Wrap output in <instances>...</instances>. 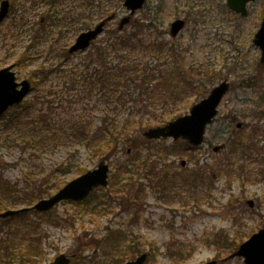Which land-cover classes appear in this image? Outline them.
<instances>
[{
  "label": "rangeland",
  "instance_id": "obj_1",
  "mask_svg": "<svg viewBox=\"0 0 264 264\" xmlns=\"http://www.w3.org/2000/svg\"><path fill=\"white\" fill-rule=\"evenodd\" d=\"M84 2L12 0L8 17L0 22V70L15 64L18 81L37 83L24 100L29 105L19 109L16 119L7 121L9 110L0 116L3 176L17 184L21 192L30 191L28 187L33 188L36 181L48 192L44 196L48 198L104 159L111 168L109 185L95 190L87 202L62 201L49 214H37L35 210L29 213L26 221L40 222L46 233L40 264L50 263L61 253L75 255L72 264H116L118 256L104 242L115 232L122 243L138 248L137 255L148 252L145 264L220 261L230 254L228 245L220 243L223 236H227L225 244L234 240L239 244L264 227V115L255 114L264 108V64L260 63V49L253 43L264 17V0L251 5L245 19H236L227 0H147L133 17V21L154 24L147 30L151 38L181 45L188 63L213 65L221 77L215 79L211 89L224 78L232 83L202 145L188 148L178 144L167 154L153 147L151 160L159 168L166 167L191 182L174 184L168 193L147 169L138 177V188L132 192L120 190L121 181L129 176L125 164L134 171L127 156L136 149L132 147L127 154L130 145L122 142L116 152L102 155L95 146L73 135V118L89 117L99 124L106 106L100 102L99 91L86 96L84 86L76 82L80 78L76 71H83L87 50L69 58L63 56V50L108 15L102 6H109L110 13L118 17L98 37V44L128 13L124 0H96L91 8H85ZM54 17L56 22L51 20ZM177 18H185L187 25L172 38L170 24ZM41 66L51 70L49 76L32 77ZM201 99L193 94L183 98L166 120L188 114ZM148 117L145 115V120ZM259 126L263 136L259 140L251 138ZM227 137L244 142L232 157L226 148L214 150ZM166 143L170 145L173 140ZM151 151L141 147L143 156ZM182 160L186 161L184 166ZM114 189L117 191L112 192ZM248 200H253V207ZM37 201L34 199L31 205ZM18 223V219L11 220V225ZM220 264L244 261L236 257Z\"/></svg>",
  "mask_w": 264,
  "mask_h": 264
},
{
  "label": "trees",
  "instance_id": "obj_2",
  "mask_svg": "<svg viewBox=\"0 0 264 264\" xmlns=\"http://www.w3.org/2000/svg\"><path fill=\"white\" fill-rule=\"evenodd\" d=\"M50 1L55 3L58 0ZM95 1L85 0L83 5L85 8H91ZM102 8L106 14H110L109 6H102ZM233 14L236 19H245ZM51 20L56 22L55 17ZM130 25V29L125 28L121 32L117 29L110 30L104 42L98 44L97 41H94L87 50L83 61V71H76L80 77L76 82L84 86L86 96L99 91L100 102L106 106V110L103 112L99 124L93 118L78 116L70 121V126L75 137L95 146L102 155L106 153L108 156V152H116L122 142L136 149L135 153L127 156V158H131L130 163L134 165V171L132 168H128L129 163L125 164L126 169L124 168V170L129 173V176L126 181H121L120 190L132 192L133 188H138V177L143 169H147L149 175L158 178V183L162 184L167 192L174 184L182 182L189 184L191 182L188 179L184 181L166 167L159 168L151 160L153 147L166 154L173 152L178 144H185L188 148L192 147L184 140L174 141L170 145L166 143L165 139L146 140L142 137L143 131L148 127L168 122L165 116L183 98L192 94L197 95L198 99L205 97L211 90V84L215 79L221 77V74L213 65L211 67L210 65L188 63L181 45H174L159 37L151 38L147 34V30L153 28L154 24L135 20ZM63 56L69 58L72 54L69 49H65ZM260 66L263 67V65ZM50 71L45 66H41V69L32 72V77L41 75L46 78ZM33 83L35 84L36 81ZM36 85L37 83L32 87V90ZM27 105L29 102H23L11 108L7 115V121L16 119L19 109H23ZM118 109H122V111L117 112ZM160 109L161 111H159ZM255 114L263 116L264 108L257 110ZM145 115H149L147 120L144 118ZM177 116L179 115H172L171 119ZM43 121L48 123L46 118ZM254 131L251 138L258 139L259 136H263L258 132L260 126ZM242 141L241 138L235 139L234 137L225 139L222 144L228 150L229 157L242 149L244 145ZM143 146L151 148L152 151L143 156L141 153ZM135 175L138 176L135 177ZM192 179L195 181L194 178ZM28 190L30 191L21 192L17 184L6 179L0 172V210H7L22 204L29 206L34 199L44 198L45 193H48L41 184L37 185L36 181L34 187H28ZM114 191L117 190L114 189L112 192ZM87 201L88 199L82 202ZM30 212H21L11 218H0V264H14L16 261L19 264L41 263V257L44 254L42 242L46 233L41 228L40 222L26 221ZM49 213L50 211L43 214ZM17 219L21 223L11 225V220ZM110 235L104 242L106 247L113 248L111 252H115L118 256L116 264H123L137 255L138 248L136 246L122 243V238L117 232ZM226 237L223 236L220 243L225 247L228 245L229 251L232 252L237 248L238 243L234 240L225 244Z\"/></svg>",
  "mask_w": 264,
  "mask_h": 264
},
{
  "label": "water",
  "instance_id": "obj_3",
  "mask_svg": "<svg viewBox=\"0 0 264 264\" xmlns=\"http://www.w3.org/2000/svg\"><path fill=\"white\" fill-rule=\"evenodd\" d=\"M147 0H125L124 6L129 14L119 21L118 29L121 31L127 26L136 12L141 9ZM256 0H227L228 6L242 16L248 15V3ZM10 1L3 0L0 6V21H3L9 14ZM116 14L113 13L95 27L79 34L75 43L70 47V52L84 51L90 47L92 42L103 33L108 22L114 20ZM186 21L176 19L171 23L170 33L172 37H177L184 29ZM254 43L261 49V62L264 63V18L261 26L255 34ZM14 64L0 70V115L10 107L20 104L31 92V82L24 79L18 82L16 72L13 70ZM228 79L216 85L208 96L195 103L188 114L179 116L164 125L148 128L144 132L147 139L173 138L174 140L184 139L193 146H199L204 142L207 127L218 115L219 106L230 90ZM240 127V124H238ZM221 146L215 147L218 151ZM130 151V150H129ZM185 165V161H182ZM110 166L106 161H101L95 169L89 170L82 175L69 181L65 186L48 198L39 200L34 206L9 209L0 214V217H12L20 212L36 209L45 212L53 209L63 200L82 201L98 187H106L109 184ZM214 178V177H213ZM250 206L254 205L252 200ZM73 256L65 253L58 255L49 264H71ZM235 257H242L245 264H264V228L251 235L249 239L239 245L238 249L223 259L227 261ZM148 258L147 253L139 255L134 260H129L125 264H145ZM206 264H219L217 259H213Z\"/></svg>",
  "mask_w": 264,
  "mask_h": 264
},
{
  "label": "flooded vegetation",
  "instance_id": "obj_4",
  "mask_svg": "<svg viewBox=\"0 0 264 264\" xmlns=\"http://www.w3.org/2000/svg\"><path fill=\"white\" fill-rule=\"evenodd\" d=\"M50 3H51V1L50 0H48ZM10 3H11V7H12V0H10ZM53 3V2H52Z\"/></svg>",
  "mask_w": 264,
  "mask_h": 264
}]
</instances>
